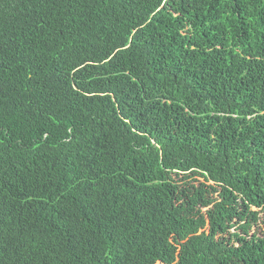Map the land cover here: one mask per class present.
<instances>
[{
    "label": "trees",
    "instance_id": "1",
    "mask_svg": "<svg viewBox=\"0 0 264 264\" xmlns=\"http://www.w3.org/2000/svg\"><path fill=\"white\" fill-rule=\"evenodd\" d=\"M0 264H264V0H0Z\"/></svg>",
    "mask_w": 264,
    "mask_h": 264
},
{
    "label": "rangeland",
    "instance_id": "2",
    "mask_svg": "<svg viewBox=\"0 0 264 264\" xmlns=\"http://www.w3.org/2000/svg\"><path fill=\"white\" fill-rule=\"evenodd\" d=\"M256 230V228H253V231Z\"/></svg>",
    "mask_w": 264,
    "mask_h": 264
}]
</instances>
